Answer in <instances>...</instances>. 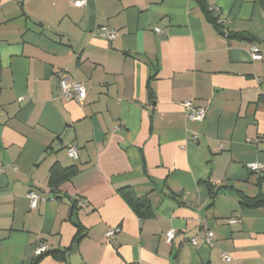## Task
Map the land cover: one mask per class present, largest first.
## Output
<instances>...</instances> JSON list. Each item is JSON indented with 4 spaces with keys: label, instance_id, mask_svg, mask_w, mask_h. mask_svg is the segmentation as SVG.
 <instances>
[{
    "label": "crops",
    "instance_id": "0c3cea01",
    "mask_svg": "<svg viewBox=\"0 0 264 264\" xmlns=\"http://www.w3.org/2000/svg\"><path fill=\"white\" fill-rule=\"evenodd\" d=\"M73 1L0 0V264H32L39 245L73 246L37 264H264V209L240 205L264 196V169L245 167L264 166V0H205L218 28L194 0ZM62 75L86 87L82 104ZM52 167L76 173L53 189Z\"/></svg>",
    "mask_w": 264,
    "mask_h": 264
},
{
    "label": "built area",
    "instance_id": "2783aa9c",
    "mask_svg": "<svg viewBox=\"0 0 264 264\" xmlns=\"http://www.w3.org/2000/svg\"><path fill=\"white\" fill-rule=\"evenodd\" d=\"M87 3V0H74L72 2V5L78 8H83ZM219 24H221V21H218ZM155 32L157 34H161V32L158 29H155ZM97 34L99 37L106 41H113L116 38L117 30L111 29L105 26L99 27L97 29ZM248 54L251 61H262L263 55L257 48L255 44H250L248 49ZM59 87L60 92L62 94V97L66 101H75L76 103L82 104L85 97H86V87L82 83H77L72 81L67 75H62L59 78ZM182 107L186 113V118L190 122H203L206 119V111L203 108L194 107L192 102L190 100L184 101L182 103ZM193 142L196 141V138L194 137L192 139ZM67 156L73 160L77 158V148L76 147H69L66 150ZM246 169L253 173H260L264 166L259 163H250L247 164ZM27 199L29 201V208L30 210H34L38 204L39 197L38 195L31 191L27 194ZM82 204H86L85 201L80 202ZM236 221L231 220L230 224H234ZM119 232L118 229H111L105 234L106 240H109L113 238L117 233ZM175 236V230H170L165 233L164 238L167 244H169L172 239ZM213 239V234L211 232H207L200 236V238H194L190 242L191 244L196 247L200 242L205 244H210ZM46 251V247L44 245H39L36 249V256L44 253ZM220 259L224 263H230V258L226 255L221 254Z\"/></svg>",
    "mask_w": 264,
    "mask_h": 264
},
{
    "label": "trees",
    "instance_id": "16d2710c",
    "mask_svg": "<svg viewBox=\"0 0 264 264\" xmlns=\"http://www.w3.org/2000/svg\"><path fill=\"white\" fill-rule=\"evenodd\" d=\"M194 1L197 3L200 10L203 12L206 20L210 22L212 25H214L216 28H218L220 26V24L218 23V18L214 17L212 12L213 10H210L208 8L206 1L205 0H194ZM230 37L242 38L243 36L230 35ZM75 173L76 171L73 170L72 168L65 170H57L52 167L48 184L51 188L55 189L61 182L69 180ZM123 196L127 201L128 205L130 206V208L138 216L149 217L151 215L149 206L141 202L140 200L132 197V195L128 190L123 192ZM211 198L213 199L214 197L211 196ZM240 205L248 209H264V196L254 199H246L244 197H240ZM74 225L76 227V236L73 240V244L77 243L78 239L81 238L83 233V228L80 227L77 221H74ZM71 247L62 250H52V251L46 250L44 253L38 255L32 264H37L44 257H50L55 261H64L66 258V254L71 250Z\"/></svg>",
    "mask_w": 264,
    "mask_h": 264
},
{
    "label": "water",
    "instance_id": "95a60500",
    "mask_svg": "<svg viewBox=\"0 0 264 264\" xmlns=\"http://www.w3.org/2000/svg\"><path fill=\"white\" fill-rule=\"evenodd\" d=\"M75 249H76V248H73V253H75Z\"/></svg>",
    "mask_w": 264,
    "mask_h": 264
}]
</instances>
